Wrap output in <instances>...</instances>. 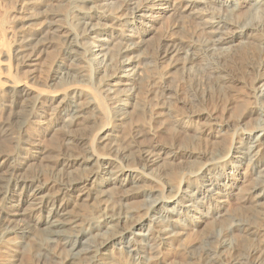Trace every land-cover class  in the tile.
Wrapping results in <instances>:
<instances>
[{
    "label": "rangeland",
    "instance_id": "1",
    "mask_svg": "<svg viewBox=\"0 0 264 264\" xmlns=\"http://www.w3.org/2000/svg\"><path fill=\"white\" fill-rule=\"evenodd\" d=\"M14 1L16 9L23 11L20 0ZM40 1L47 2L45 12L42 13L40 11L42 9L36 3L29 6L34 18L30 20L22 18L20 22H28L32 28L31 33L38 36L42 27L41 18L56 16L62 26L61 34H64L61 36L64 43L55 42V46L49 50L50 57L41 60L40 66H37L39 70L37 72L41 77L32 78L31 73L26 72L21 64L17 65L18 61L13 56L17 47L16 42L10 44L9 62L4 51L0 55L1 78L6 80L18 74L22 79L21 84L31 85L35 89V94L40 92L41 88L44 89L42 80H49L53 74L55 55H59L56 62L62 60L67 64L64 57L67 56L66 48L70 35L74 34L80 41L87 40V44L83 42V48L95 49L93 43H99L94 39H86L88 34L82 33L78 25L81 13L74 10L69 0ZM145 2L150 3L149 0ZM259 17L260 15L258 19H253V23L264 22L262 17L261 19ZM100 22L113 28L115 25L122 27L120 22L114 23L113 20L101 19ZM136 26L140 31L147 32L145 44L139 52L135 49V53L128 56L139 54L138 62L143 75L142 81L135 83L140 100L134 107L128 108L130 112L127 117L111 120L112 113L122 101H118L119 95L111 98V93L104 91L109 83L108 80H104V69H99L86 57V60L76 61V67L86 74V77L78 78L80 85L89 92L97 95L100 92V96H104L102 100L105 114L97 123H80L67 127L60 121L55 122L53 129L48 132L47 118L43 116L39 121L27 123L24 129L20 120L15 119L0 106V133L10 128L30 139L27 145L29 151L21 152L22 163L28 162L22 170V176L33 178L37 183H45L47 194L57 198L63 197L60 188L64 184L86 175L76 167L61 170V162L65 159L77 160L85 154L88 143L94 138L93 135L99 131V126L105 123L109 125L107 129H116L120 135L121 145L132 151L137 162H143L138 151L140 147L160 146L165 151L178 155L174 159H167L165 163L146 168L155 180H148L142 191L133 188L126 191L115 189L111 195L109 209H103L105 204L97 205L90 200L76 205L69 204L71 219H77L79 223L78 227L71 226L69 231L87 227L91 219L106 214L119 219V224L115 226L118 230H127L129 231L127 234L131 232L147 234L154 224L148 220L151 210H148L146 192H151L153 198L162 193L168 194L169 186H177L186 172L196 169L201 162L213 156L232 153L234 147L238 146L244 137L240 134V129L253 127L259 122L258 115L251 112L250 108L253 106L260 108V105H264L263 96L257 94L259 81L264 77V45H260L253 40L254 38L240 35L225 44L224 48H215L211 35L203 32L200 24L191 21L186 14L180 12L177 15H166L160 22L143 19ZM99 38L109 40L110 37L102 34ZM173 42L178 44L180 52L169 58L166 56V45ZM114 53L119 58L118 48ZM23 60L27 62L26 59ZM8 67H11L12 74L8 72ZM114 68L117 69L116 66ZM107 71L110 69L107 68ZM48 85L50 86L45 92L56 89L53 82ZM4 88L9 89L7 83ZM48 99L43 96L41 104L48 105ZM43 109L40 111L41 114L48 116L51 110L47 106ZM184 120L187 122L183 123ZM95 147L99 153L109 154L106 148L100 145ZM14 148V143L0 134V156ZM38 150L41 152L38 153ZM227 162L229 165L219 170L218 180L221 182L231 183L233 181L231 178L250 172L253 166L250 160L239 161L233 156H230ZM233 163L240 166L233 167ZM17 178L20 177L3 174L0 187L8 183L14 184ZM239 184L243 189L242 194L230 196L229 190L221 192L226 202L227 219L200 217L196 220L171 203L167 207L169 211L165 212L167 219H163L160 224H168L171 218L181 219L183 229L156 250L148 249L147 257L153 258L151 260L148 258L142 264H216V260L220 258L231 264H264V203L256 202L250 182ZM213 195L210 191H204L202 197L211 199ZM24 197L27 196L18 191L11 197L9 203L0 197V205L9 207ZM4 218L6 215L1 212L0 264H80L84 260L71 259L63 242L54 239L43 223L39 225L40 235L33 229L32 234L25 237L21 233L9 232L8 222ZM18 223L27 226L25 220H18ZM237 223H243L253 232L238 230L235 226ZM178 230L181 229H175ZM133 233L130 237L134 236ZM120 240L122 245L117 244V247H125L123 244L126 239ZM91 242L86 239L80 247L92 244ZM99 252L100 259L103 258L102 253L107 251L106 248H102ZM120 252V249H113L111 256L114 263L118 264L122 260V264H130L127 255L123 257Z\"/></svg>",
    "mask_w": 264,
    "mask_h": 264
},
{
    "label": "bare ground",
    "instance_id": "2",
    "mask_svg": "<svg viewBox=\"0 0 264 264\" xmlns=\"http://www.w3.org/2000/svg\"><path fill=\"white\" fill-rule=\"evenodd\" d=\"M69 1L74 10L81 13L78 25L82 33L88 34L86 39L99 42L93 43L96 46L95 49L83 48L82 44L83 42L87 44V40L80 41L74 34L70 35L66 48L67 56L64 57L67 59V64L62 60L56 62L59 55H55L53 74L49 80H42L44 89L41 88L36 94L31 85L21 84L22 79L18 74L13 78L8 77L3 80L0 65V106L15 119L20 120L24 129L27 123L39 121L43 116L47 118L46 131L50 132L55 122L62 121L67 127L80 123L94 124L105 114L102 100L104 96L101 97L100 92L97 95L87 91L79 83L78 78L86 77V74L76 67V61L86 60L85 57L99 69H104V80L109 81L108 88L104 91L111 93V98L119 95L118 101H122L112 113L111 120L113 118L121 120L127 117L130 112L128 108L134 107L140 100L136 87V84L142 81L143 75L138 62L139 54H133L134 56H128V54L135 53V49L139 52L145 44L147 32L140 31L136 26L143 19L160 22L161 18L166 15H177L180 12L186 14L191 21L200 24L203 32L211 35L212 45L215 48L223 47L240 35L254 38L253 40L260 45H264V22L253 23V19H258L259 15V18L262 17L264 20V0H149L148 4L146 0ZM14 2V0H0V55L4 51L9 62L11 59L10 44L16 42L17 47L13 56L18 61L17 65L21 64L26 72L31 73L32 78L41 77L37 72L39 71L37 66H40L41 60L50 57L49 50L55 46V42L64 43L61 39V36H64L61 34L62 26L58 23L59 19L56 16L43 17L40 21L41 31L38 36L36 34L35 36L31 33L32 28L28 22H20V19H33L29 6L36 3L42 9L40 11L44 13L47 9V2L20 0L23 11H18ZM80 3L85 5L82 6ZM204 14L210 16L206 17ZM101 19L113 20L114 23L120 22L122 27L120 25H115L114 28L107 26L100 22ZM102 34L108 35L109 40L99 38ZM166 46V56L172 58L178 54L180 48L177 43H169ZM116 48L120 50L119 58L114 53ZM115 66L117 69L114 68ZM107 68L110 71H107ZM8 72L12 74L11 67H8ZM50 82H53L56 89L47 93L45 90L50 86L48 85ZM6 83L9 86L8 90L4 88ZM259 83L257 94L264 98V77ZM43 96L49 98L48 105L41 104ZM46 106L51 110L48 116L40 112ZM250 110L258 115L257 121L259 122H256L253 127L240 129V134L244 137L238 146L234 147L232 153L213 156L201 162L196 169L186 172L177 186H169L168 194L162 193L153 198L151 192H146L148 210H151L148 220L154 226L149 228L147 234L131 232L130 234H134L133 237L127 234L129 232L127 230L116 229L115 226L119 224V219L111 218V215L106 214L91 219L87 227L69 231L71 226L78 227L79 223L77 219H71L68 206L90 200L97 205L105 204L103 209H109L111 195L115 189L126 191L128 188H133L142 191L148 180H155L146 168L159 165L161 162L165 163L167 159H174L178 156L175 152L165 151L160 146L140 147L138 151L143 162H137L132 151L121 145L120 135L116 129H107L109 125L105 123L100 125L99 131L93 135L94 138L88 143L85 154L77 160L65 159L61 162V170L76 167L86 175L64 184L60 188L64 195L62 198H57L47 194L45 183H37L33 178L22 176V170L28 162L22 163L21 152L29 151L27 145L30 139L10 128L4 129L0 133L1 136L8 137L14 143L15 148L0 156V180L5 173L20 178H17L14 184L2 185L0 197L7 203L18 191L27 197L19 198L9 207L0 205V214L5 213L4 220L8 222L9 232L21 233L25 237L31 235L33 229L40 235L39 225L43 223L54 239L63 242L71 259H84L80 264H93L97 261L99 264H115L111 256L113 249H120L123 257L127 255L130 264H142L148 258L150 260L153 258L147 257L148 249L156 250L162 244H166V240L181 233L183 229L181 219L171 218L168 224H160L163 219H167L165 212L169 211L167 207L171 203L196 220L200 217L227 219L226 202L221 192L229 190L230 196L242 194L243 189L239 184L241 182H250L256 202L264 203V105H260V108L253 106ZM185 122L187 120L183 121ZM96 145L106 148L109 154L99 153ZM40 152L38 150V153ZM35 155L34 157H37ZM230 156L239 161L248 159L253 166L250 172L231 178L230 180H233L231 183L221 182L218 180L219 170L229 165L227 160ZM232 166L240 165L233 163ZM204 191H210L212 195L214 194L213 197L203 199ZM18 220H25L27 226L19 224ZM235 226L240 231L253 232L243 223H237ZM178 228L181 230L175 231ZM85 237L91 240L93 245L88 243L89 245L85 244L84 247H80L83 242L85 243ZM122 238L126 239L125 242L123 241L125 247L118 248L117 244L122 245L120 240ZM102 248H106L107 252L102 253L103 258L99 259L98 256L101 254L99 251ZM215 263L231 264L222 258L216 260ZM118 264H122V260Z\"/></svg>",
    "mask_w": 264,
    "mask_h": 264
}]
</instances>
